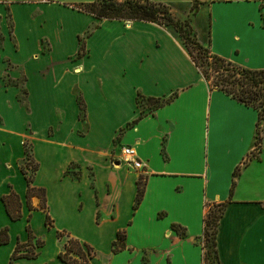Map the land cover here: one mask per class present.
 <instances>
[{
    "label": "crops",
    "instance_id": "0c3cea01",
    "mask_svg": "<svg viewBox=\"0 0 264 264\" xmlns=\"http://www.w3.org/2000/svg\"><path fill=\"white\" fill-rule=\"evenodd\" d=\"M89 1L0 0V228L7 226L9 235L0 244V264L9 263L17 240H27V225L43 245L35 257L20 256L12 264H66L58 257L64 241L56 235L63 230L94 249L90 264H201L198 240L206 204L221 202L225 208L216 233L220 263L264 264V116L256 143L257 110L210 87L172 27L96 18L72 6ZM156 1L196 2L198 13L209 18L212 53L248 68H264V0ZM66 13L84 17L86 23L76 32V50L66 54L69 73L80 75L93 65L87 86H94L95 99L76 83L67 89L56 83L52 118L38 124L31 121L39 93L31 87L28 64L58 58L61 43L50 32L62 30ZM93 24L78 46L80 34ZM103 30L104 38L96 41ZM196 33L201 41L203 33ZM44 37L49 50L36 55ZM96 63H104V77ZM52 69L47 65L38 75L45 77ZM21 73L25 105L17 99V87L4 81ZM109 78L130 82V101L105 88L103 79ZM76 87L84 107L76 100ZM107 91L114 101L110 114L104 102ZM174 94L148 112L139 110L138 95L164 100ZM107 128V141L98 145L96 136ZM118 132V145L133 147L143 168L128 170L121 150L115 154L118 166L116 160L111 163V142ZM24 141L30 142L38 164L32 185L44 192L30 197L32 208L21 170ZM140 175L144 182L136 202ZM10 191L21 203L15 220L1 198ZM46 212L51 227L45 224ZM115 240L120 249L114 252Z\"/></svg>",
    "mask_w": 264,
    "mask_h": 264
},
{
    "label": "trees",
    "instance_id": "16d2710c",
    "mask_svg": "<svg viewBox=\"0 0 264 264\" xmlns=\"http://www.w3.org/2000/svg\"><path fill=\"white\" fill-rule=\"evenodd\" d=\"M78 10L87 12L96 18L117 19V20H142L155 22L159 25L172 26L182 39L190 57L194 64L199 69L201 75L212 88H217L224 93L230 95L237 101L255 108L258 112V122L256 124V143L260 139V122L264 116V68L252 69L243 65L237 64L231 60L221 57L211 50L207 54H201L207 59L204 68L199 63L197 57L193 54V49H200V42L191 36L190 28L186 29L187 23L180 22L172 16L169 11L168 4L162 1L155 0H91L89 2H76L72 4ZM192 45V46H191ZM201 53V52H200ZM174 95L167 99L160 100L156 107L169 102ZM137 119L132 121L135 122ZM131 124V123H129ZM24 141V163L21 170L25 175L27 182L26 197L28 205L30 197L39 195L43 197V190L32 185L33 175L37 170L38 164L30 158L29 152L31 147ZM30 168L31 173L28 174L27 169ZM235 171L234 174H236ZM142 195L140 180L137 181L136 202L139 201ZM2 200L5 209L11 219L20 218V206L18 195L14 191L3 195ZM207 212L203 218V232L199 237L198 243L202 247V263L201 264H221L219 253L216 244L217 226L220 217L223 214L225 203H207ZM44 207V206H43ZM42 207V208H43ZM214 207V208H212ZM45 209V207H44ZM45 224L47 227L53 225L51 217L45 214ZM174 228L182 235H185L186 230L177 224ZM28 238L26 241L17 243L10 255L8 264H12L13 260L20 256L35 257L38 253L37 248L43 245V239L33 235L30 226H26ZM57 238L63 239L64 244L62 250L58 253V257L66 264H90V258L95 254L94 249L87 243L81 242L76 238L71 237L66 231H57ZM121 232H118L117 239L120 238ZM9 240L8 227L0 228V244L6 243ZM114 252L119 250L117 241L113 242ZM209 260V262H207Z\"/></svg>",
    "mask_w": 264,
    "mask_h": 264
},
{
    "label": "rangeland",
    "instance_id": "374dc122",
    "mask_svg": "<svg viewBox=\"0 0 264 264\" xmlns=\"http://www.w3.org/2000/svg\"><path fill=\"white\" fill-rule=\"evenodd\" d=\"M156 1V0H155ZM167 1V0H166ZM168 4L169 7V11L172 14V16L174 17V19L184 23H187V26H185L186 29L190 28L191 30V36L196 40L197 37V33L201 32L203 33V36L201 38L200 44H201V48L200 49H193V54L197 57V59L199 60V63H201L202 67L204 68L207 59L204 56H201V54H207L208 51H210L209 48V18L208 15L205 14L203 17L198 13V4L196 2L189 4L187 6L185 5H178V4H173V3H166ZM178 8L180 10V12L182 13L181 16L175 15V9ZM64 18V24L62 27V30L60 32L55 31L54 29L50 32L51 35L57 37L60 40L61 43V47H60V51L57 53V57L58 58H54V59H50V60H42V61H35L33 64H28V71L30 72V75L32 76V81L31 82V87L35 90V92H38L39 95L38 96H34L35 100H34V109L35 111L32 114V119L31 121L33 122H37L38 124H41L42 122H45L48 118H52V113H51V104L52 102H54L52 99L55 98V95L53 94V92L56 90V88L54 87V85H56V83H58L60 86V88L62 89H67L68 85L70 83H76L84 88H86V91L90 92V95H92V98L95 99V91H94V86L92 87V85H90V89L89 86H87V84L92 81V77L94 75L93 72V65L91 66L90 64H88L86 66L85 71H83L82 73L77 74V75H72L69 73L70 70V65L71 62L67 61L66 58V54L68 53H72L73 51L76 50L77 48V41H76V32H81L84 28H85V19L84 17H80L77 15H74L72 13L70 14H63L62 16ZM7 18H10L9 16H7ZM123 22L127 21V20H121ZM56 22V21H54ZM97 22V21H96ZM51 23V22H50ZM95 24L91 25L86 31H84L82 34H80L79 36V41H78V46L79 44H83L86 41V36L88 35L89 30H92ZM172 27V26H170ZM172 29L175 31V29L172 27ZM177 33V32H176ZM178 34V33H177ZM105 36V31H100L99 34H96L95 40H100L102 41V39ZM179 36V35H178ZM182 40V39H181ZM198 40V39H197ZM41 45H42V49L41 52H38L36 55H39V53H44L46 51L49 50V43L47 38H41ZM105 42V41H104ZM85 45V44H84ZM34 44L32 43V45H30V48L33 49ZM192 46V45H191ZM84 51L86 52V48L84 46ZM201 52V53H200ZM35 55V57H36ZM76 55V53L74 54V56ZM53 65V69L49 72V74H47L45 77L43 76H39V71L40 70H44V68L48 65ZM96 65H101L102 68H98V71H100L101 75L104 77V63H100ZM25 75L23 73H21V75H19L16 78H13L12 80L7 79V76L4 77V81L8 84V85H15L18 89V94H17V99L19 102H21L22 104L25 105V98L27 95V90L25 88ZM105 80V88H107L108 90H112V92H114L115 94H117V97L120 98L121 96H126L123 97V99H127V101H130V82L124 79H119L117 78L116 80H111L109 79H103ZM55 88V89H54ZM106 90V89H105ZM44 92V93H43ZM73 92L76 96V100L77 102L83 106V100L81 98V94L78 90V88H74ZM43 93V95H42ZM63 94L60 95V97ZM97 98V96H96ZM105 107H106V112L110 114V112L112 113L114 111V101L112 96L108 93L107 91V95L105 94ZM159 103V101L154 100L153 98H147V97H142V96H137V104L139 106V110L141 113H145L148 112L150 110H152L153 108L156 107V105ZM36 107V108H35ZM84 107V106H83ZM84 110L79 111V117L80 118H84ZM111 128V127H110ZM109 128V129H110ZM105 134L101 133L100 135L96 136L97 141H98V145L104 143L106 140L105 135L108 132V128L105 129ZM120 133L118 132L116 134V136L113 138L112 142H111V149H110V158H111V163L113 164V161L116 160V153L118 150H121V148L123 146H120L118 144H120ZM27 142V141H26ZM24 143V142H23ZM27 144H30V142L28 141ZM26 144V145H27ZM118 148V149H117ZM30 154V158H33L32 155V149L29 152ZM24 158H23V162L22 165L24 163ZM34 162H36L34 160ZM124 163L121 162V172L123 174L124 170ZM114 166H118V165H114ZM76 167L75 165H72V168ZM128 170H132V171H137L138 169H133L131 167H127ZM28 174L31 173L30 168L27 169ZM76 172V171H73ZM140 180V187H143V182H144V176L140 175L139 177ZM214 208V207H212ZM54 225V224H53ZM207 262H209V260H207Z\"/></svg>",
    "mask_w": 264,
    "mask_h": 264
},
{
    "label": "built area",
    "instance_id": "2783aa9c",
    "mask_svg": "<svg viewBox=\"0 0 264 264\" xmlns=\"http://www.w3.org/2000/svg\"><path fill=\"white\" fill-rule=\"evenodd\" d=\"M122 160L128 164V166L134 169H141L144 167V161L136 156L135 149L131 146H123L121 148Z\"/></svg>",
    "mask_w": 264,
    "mask_h": 264
},
{
    "label": "water",
    "instance_id": "95a60500",
    "mask_svg": "<svg viewBox=\"0 0 264 264\" xmlns=\"http://www.w3.org/2000/svg\"><path fill=\"white\" fill-rule=\"evenodd\" d=\"M114 164L118 165V164H119V161H118V160H116V161L114 162Z\"/></svg>",
    "mask_w": 264,
    "mask_h": 264
}]
</instances>
